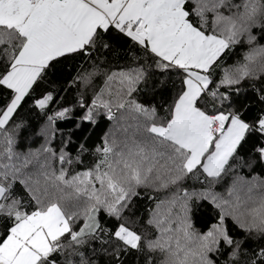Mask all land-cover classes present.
Instances as JSON below:
<instances>
[{"label":"trees","instance_id":"obj_1","mask_svg":"<svg viewBox=\"0 0 264 264\" xmlns=\"http://www.w3.org/2000/svg\"><path fill=\"white\" fill-rule=\"evenodd\" d=\"M246 1L227 0L226 3L238 7ZM182 2L189 25L204 36L222 37L226 44L204 72L207 86L199 84L201 93L193 104L196 114L192 119L198 114L206 116L209 132L215 137L220 136L232 116L246 125L222 173L219 177H208L201 166L186 170L189 151L152 131L155 127H167L172 120L184 93L185 73L174 67L161 70L156 66L159 58L148 52L147 46L135 45L111 27L104 31L97 29L81 49L55 57L41 69L12 116L0 128V247L17 224L33 213L57 207L65 215L69 231L53 240L50 254L38 264H162L167 250L157 239L169 217L155 218L152 211L156 207L158 213L162 211L161 198L167 190L163 193L157 188H137L122 216L98 211L96 229L83 237L77 236L80 223L71 226L68 214L71 210L63 201L62 187H68L82 176L89 177L93 165L99 164L102 158L99 151L106 146V138L113 139L122 133L133 135L131 131L135 129L131 126L136 124L146 142L132 145L134 165L142 167L141 173L147 166L148 177L153 179L179 175V180L169 189L188 194L182 202L191 230L203 236L220 226L222 234L236 245L237 250H233L219 241L209 261L264 264V231L255 234L239 228L231 217L224 216L200 194L214 188L221 192V184L228 185L232 174L264 181V72L242 79L234 86L220 85L223 69L240 62L251 47L242 42H227L225 32L218 30L221 21L214 20L220 19L214 9L208 7V18L202 21L192 0ZM258 2L264 9V0ZM205 3L207 0L202 1L203 7L208 5ZM223 16L227 17L225 13ZM251 34L256 36L257 45H264V21L261 27H253ZM23 43L24 38L15 29L0 26V117L15 95L1 79L10 70ZM128 68H136L146 76L131 88L133 100L126 101L122 94L125 84L128 86ZM119 75H125L126 80L110 78ZM45 98H49L48 104L38 107L37 103ZM133 104L136 106L131 108ZM147 111L152 120L141 118ZM108 112L114 114L112 120L106 119ZM212 117L219 121L227 117L226 123L218 127L220 132H212ZM192 119L187 120L194 126ZM154 149L160 154L153 155L145 166L143 158ZM176 200L169 198L173 204ZM121 221L137 236V247H129L115 238ZM154 243L157 245L153 246Z\"/></svg>","mask_w":264,"mask_h":264},{"label":"rangeland","instance_id":"obj_2","mask_svg":"<svg viewBox=\"0 0 264 264\" xmlns=\"http://www.w3.org/2000/svg\"><path fill=\"white\" fill-rule=\"evenodd\" d=\"M192 1L198 9L197 14L199 13L202 21L208 18V7L217 12L215 15H218L220 19L214 20L221 21L218 23L220 25L218 30L225 32L229 39L227 42L230 44L242 42L251 47L243 54V59L240 62L228 69H223L219 84L224 88L234 86L242 79L254 78L256 75L262 74L264 72V45H257L256 36L251 34L252 28L261 27L264 21V9L258 0H247L244 3H239L238 7L227 4V0H207V4L212 6L205 3L206 7L202 5L203 0ZM113 2L119 3L120 0ZM158 3L163 7V14L160 18L163 28L155 30L152 35L163 43L170 41V54L167 53L168 49H165L167 46L161 47L160 50L164 54H169L171 60L165 62L156 56L159 58L156 66L161 70L168 67L180 69L185 73L186 79L184 93L177 102L174 116L169 125L164 128L155 127L152 131L157 136L174 141L184 149H186L184 146H188L186 149L189 151L185 165L186 170L190 171L201 166L203 173L208 177H219L225 163L241 141L246 125L237 117L232 116L220 136H212L206 116L201 114L200 117L194 119L196 113H194L193 104L201 93L199 84L207 86V76L204 75V72L222 53L226 44L222 37H207L198 31L202 34V38L197 40L195 34H189L184 30L182 23L186 17L182 9V0H158ZM223 13L227 15L226 18ZM126 22L128 21L122 25ZM113 23L117 24V27L114 28L110 25L111 28L134 42L130 35L124 30L121 31L122 25L119 26L117 22ZM156 24L157 22L154 25ZM134 44L142 47L135 42ZM145 46L146 43L143 47ZM148 52L151 53V50L148 49ZM127 70V78L125 75L122 77L119 75L117 78L110 77L118 81L128 79V86L125 84L124 94H122L126 101L133 100L131 88H134V85H137L146 76V73L140 72L136 68ZM25 93H15L13 100L0 117V128L7 123ZM48 102L49 98H45L39 101L37 106L44 108ZM133 106L136 104H133L131 108ZM139 110L142 112V109ZM117 114L121 116L120 112ZM113 117L114 114L106 113L107 120H112ZM141 118L152 120L148 111ZM187 119H192L194 126H191ZM116 123L117 120L113 124ZM219 123L222 124V121ZM119 125L117 124V126ZM131 127L135 129L131 131L133 135L122 133L114 136L113 139L111 136L106 138V146L99 151L102 156L101 161L99 164L93 165L88 179L82 176L74 180L68 187H62L63 201L66 202L64 204L71 210L68 212L71 226L80 223L77 236H89L96 229L98 211L103 210L115 217L122 216L129 197L137 188L150 190L157 188L163 190V193L165 190L167 191L161 198L162 211L158 213V210H155L158 208L156 207L152 211V216L159 218L167 215L169 217V221H165L161 227V233L157 239V242L167 250L166 258L161 262L162 264H212L209 261V255L215 252L219 241H223L226 246L237 250L236 245L222 234L223 229L220 226L212 228L208 234L203 236H199L191 230L186 222L182 202L183 197L188 194H183L180 189L173 191L169 189L179 180V175L156 177L155 179L148 177L146 163L152 159L153 155L158 156L159 150L154 149L153 154L150 153L143 158L146 166L144 173L140 171L142 167L134 165L131 154L132 145L146 142V137L139 131L136 124ZM230 181L228 185L222 186L221 184V192L214 188L200 191V194L212 202L224 216L231 217V220L239 228L255 234L264 231V181L257 179L251 181L233 174ZM1 193L2 189L0 188V196ZM169 198H177L176 203H171ZM179 217H182L181 220ZM66 221L65 215L57 207H52L46 212L33 213L11 230L10 235L0 247V264L3 262H5L3 264H38L41 259L50 254L53 240L69 231ZM121 223L115 238L120 239L129 247H137V236L125 227L123 221ZM75 235L76 233L72 234V237L75 238ZM156 245V243L153 244V246Z\"/></svg>","mask_w":264,"mask_h":264},{"label":"crops","instance_id":"obj_3","mask_svg":"<svg viewBox=\"0 0 264 264\" xmlns=\"http://www.w3.org/2000/svg\"><path fill=\"white\" fill-rule=\"evenodd\" d=\"M113 1L0 0V26L13 28L24 38L19 54L1 83L14 93L27 92L50 60L81 49L97 29L104 31L113 22L120 26L125 21L140 18L144 19L141 35L147 48L165 62L171 60L170 41L163 43L152 35L163 28L160 24L163 7L159 6L158 0ZM182 27L189 34H195V39L202 38L185 18ZM163 46H167L168 55L160 50Z\"/></svg>","mask_w":264,"mask_h":264},{"label":"built area","instance_id":"obj_4","mask_svg":"<svg viewBox=\"0 0 264 264\" xmlns=\"http://www.w3.org/2000/svg\"><path fill=\"white\" fill-rule=\"evenodd\" d=\"M27 1L33 2L34 0H27ZM56 1L62 2L63 0H56ZM143 21H144L143 18H140V19L135 20L133 22L128 21L124 25H122L123 27L121 28L122 32L124 30L128 35H130L133 38V40L136 44L141 45L142 47L145 45L144 38L141 35V28H142ZM111 26L116 28L117 24L112 23ZM219 120L220 119H218L217 117L211 118L210 128H211L212 132H220L219 128H217L218 126L220 127ZM226 121H227V117H224L222 119V124H225Z\"/></svg>","mask_w":264,"mask_h":264}]
</instances>
